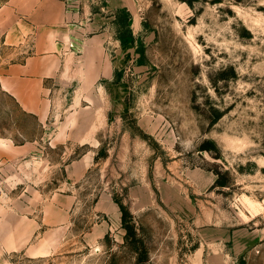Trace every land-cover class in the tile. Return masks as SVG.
<instances>
[{
    "label": "rangeland",
    "instance_id": "rangeland-1",
    "mask_svg": "<svg viewBox=\"0 0 264 264\" xmlns=\"http://www.w3.org/2000/svg\"><path fill=\"white\" fill-rule=\"evenodd\" d=\"M61 1L84 30L37 95L44 123L0 84V264H212L197 248L230 235L217 264H264V0ZM35 40L0 30V78ZM101 196L134 235L98 237Z\"/></svg>",
    "mask_w": 264,
    "mask_h": 264
},
{
    "label": "crops",
    "instance_id": "crops-1",
    "mask_svg": "<svg viewBox=\"0 0 264 264\" xmlns=\"http://www.w3.org/2000/svg\"><path fill=\"white\" fill-rule=\"evenodd\" d=\"M49 5H52L54 8V13L49 11ZM65 8L66 4L61 0H12L8 6L0 10V30L4 33L6 44L19 46L24 44L26 38L30 35H36L34 53L28 56L23 63L13 64L4 70L0 78V84L5 92L16 99L22 110L36 116L40 124L44 123L42 118L44 115L45 103L40 100L37 95H41L48 90L45 86V81L56 77L62 69L63 56L61 52L66 46L64 37L67 36L69 40L74 31L79 32L84 30L75 23V18L78 14L74 6H72L67 13H65ZM48 14L50 15L49 18ZM51 14H53L54 17H52ZM6 17L9 18V21L5 20ZM14 18L16 21H14ZM66 20L70 25L66 23ZM49 21L55 22L57 28L55 29L56 38L53 44H50V42H47L44 38L47 34L43 31V27H45ZM64 21L66 23L64 24L65 27L62 25ZM80 34L79 36H81ZM40 36L42 37L40 38ZM0 142L6 143L8 140L0 139ZM93 164L94 157L86 155L76 161L70 167V171L78 178L84 177ZM68 198V200L66 199L67 202L72 200L69 196ZM74 202L73 199L70 207H64L65 209L63 212L65 214L73 207ZM96 208L98 212L107 217V221L104 220L107 227H103V224H98L96 229V232L101 233L98 237L104 238L113 230L115 224L122 221V213L119 205L114 202V200L110 199L109 196H101L96 203ZM64 219H66V216ZM65 222L66 221L62 220L59 221L58 224L62 225L65 224ZM253 238H255L254 241ZM251 239L253 243H262L263 235L258 234L256 237H251ZM226 242L224 248L227 249L228 247L230 251H232V235H230ZM236 243H238L237 240ZM246 243H250L249 240ZM218 247L217 239L215 237H209L207 242L198 247L196 251L202 254H205V252L209 255L212 254V264H217L216 255L218 253ZM238 247H240V245ZM219 248H221L220 251L224 249L223 246ZM224 252L227 253V250H224Z\"/></svg>",
    "mask_w": 264,
    "mask_h": 264
},
{
    "label": "trees",
    "instance_id": "trees-1",
    "mask_svg": "<svg viewBox=\"0 0 264 264\" xmlns=\"http://www.w3.org/2000/svg\"><path fill=\"white\" fill-rule=\"evenodd\" d=\"M116 203L119 205L122 212V222L124 228L127 230L128 235H134V228L126 225L128 224V220L132 218L131 213L126 209L124 205H122V203H120L119 201H116Z\"/></svg>",
    "mask_w": 264,
    "mask_h": 264
}]
</instances>
